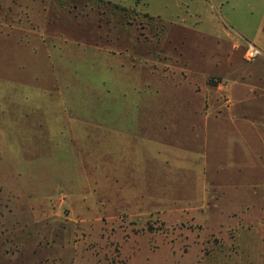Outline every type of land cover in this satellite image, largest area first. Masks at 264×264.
I'll return each instance as SVG.
<instances>
[{"label":"rangeland","instance_id":"374dc122","mask_svg":"<svg viewBox=\"0 0 264 264\" xmlns=\"http://www.w3.org/2000/svg\"><path fill=\"white\" fill-rule=\"evenodd\" d=\"M121 68L210 116L201 169L106 168ZM0 264H264V0H0Z\"/></svg>","mask_w":264,"mask_h":264},{"label":"crops","instance_id":"0c3cea01","mask_svg":"<svg viewBox=\"0 0 264 264\" xmlns=\"http://www.w3.org/2000/svg\"><path fill=\"white\" fill-rule=\"evenodd\" d=\"M25 56L30 57L29 53ZM122 68L115 73L107 71L110 79L104 87L108 92L104 129L108 139L106 168L115 171L126 165L154 164L164 156L173 157L175 164L196 162L201 169L213 121L210 116L194 110L187 99L147 88L137 79L130 81L124 72L127 69ZM25 86L28 85L16 82L12 88L22 90ZM198 123L202 124L196 127ZM201 128V137H197L198 133L192 139L186 136ZM118 138L123 140L120 149L115 148Z\"/></svg>","mask_w":264,"mask_h":264},{"label":"built area","instance_id":"2783aa9c","mask_svg":"<svg viewBox=\"0 0 264 264\" xmlns=\"http://www.w3.org/2000/svg\"><path fill=\"white\" fill-rule=\"evenodd\" d=\"M260 51L256 49L254 46L250 45L246 48L244 52V59L248 62L253 61L258 55Z\"/></svg>","mask_w":264,"mask_h":264}]
</instances>
